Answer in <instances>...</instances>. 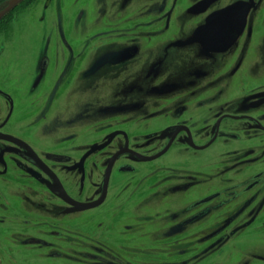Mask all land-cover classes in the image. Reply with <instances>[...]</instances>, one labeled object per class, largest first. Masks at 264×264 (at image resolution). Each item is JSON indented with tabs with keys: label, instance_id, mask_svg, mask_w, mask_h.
Segmentation results:
<instances>
[{
	"label": "flooded vegetation",
	"instance_id": "flooded-vegetation-1",
	"mask_svg": "<svg viewBox=\"0 0 264 264\" xmlns=\"http://www.w3.org/2000/svg\"><path fill=\"white\" fill-rule=\"evenodd\" d=\"M0 264H264V0H0Z\"/></svg>",
	"mask_w": 264,
	"mask_h": 264
},
{
	"label": "water",
	"instance_id": "water-1",
	"mask_svg": "<svg viewBox=\"0 0 264 264\" xmlns=\"http://www.w3.org/2000/svg\"><path fill=\"white\" fill-rule=\"evenodd\" d=\"M148 160H152V159H154V158H147ZM110 173V166H109V168H108V170H107V174H109ZM60 196H62L63 198H66L67 199V194L63 191V192H59L58 193ZM71 203H73L78 209H83V210H86V209H91V208H93V205L94 204H83V203H77V202H73V201H71Z\"/></svg>",
	"mask_w": 264,
	"mask_h": 264
},
{
	"label": "rangeland",
	"instance_id": "rangeland-1",
	"mask_svg": "<svg viewBox=\"0 0 264 264\" xmlns=\"http://www.w3.org/2000/svg\"><path fill=\"white\" fill-rule=\"evenodd\" d=\"M68 147H70V146H68ZM70 148H76V147H70ZM79 148H81V147H78V149H79ZM88 148H90V147H84L83 149H88ZM74 150H76V149H74ZM68 171H69V172H67V174H73V173L70 172V170H68Z\"/></svg>",
	"mask_w": 264,
	"mask_h": 264
}]
</instances>
